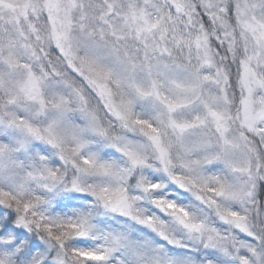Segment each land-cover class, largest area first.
<instances>
[{
    "label": "snow or ice",
    "instance_id": "snow-or-ice-1",
    "mask_svg": "<svg viewBox=\"0 0 264 264\" xmlns=\"http://www.w3.org/2000/svg\"><path fill=\"white\" fill-rule=\"evenodd\" d=\"M0 264H264V0H0Z\"/></svg>",
    "mask_w": 264,
    "mask_h": 264
}]
</instances>
